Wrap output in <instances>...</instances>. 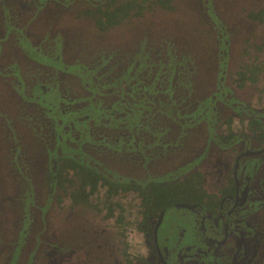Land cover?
Here are the masks:
<instances>
[{"label":"rangeland","instance_id":"374dc122","mask_svg":"<svg viewBox=\"0 0 264 264\" xmlns=\"http://www.w3.org/2000/svg\"><path fill=\"white\" fill-rule=\"evenodd\" d=\"M101 2L0 0V133L19 143L34 174L24 197L16 185L0 187V264H115L125 246L137 254L148 247L132 197L123 199L133 222L125 241L114 218L71 207L67 197L57 204L41 182L53 150L160 181L209 152L216 157L201 167L212 189L229 175L231 152L215 151L213 125L241 111L234 102H263L264 77L261 91L238 88L233 77L245 37L264 38V26L246 17L264 0H173L175 10L154 8L104 33L74 15ZM4 153L0 177L12 178ZM167 216L161 235L196 214L175 208Z\"/></svg>","mask_w":264,"mask_h":264},{"label":"flooded vegetation","instance_id":"af4514ba","mask_svg":"<svg viewBox=\"0 0 264 264\" xmlns=\"http://www.w3.org/2000/svg\"><path fill=\"white\" fill-rule=\"evenodd\" d=\"M83 9L85 8H81L78 11H82ZM68 11L70 9L65 10V12ZM76 13L74 14L75 16ZM76 18L78 19L77 16ZM253 24L260 25L255 22ZM14 76L16 77V75ZM262 100L263 102L258 104H251V109H247L246 106V103H249V101L234 102L232 104L233 107L238 108L240 106L242 109L231 116H235L238 119L239 115L242 114L246 116L254 115L264 121V99ZM220 126L213 125L216 141L213 139L212 143L218 146L215 151L221 150L224 152L229 150L231 151L230 155L233 154V156H230L227 152V155L224 154L225 161L230 165L229 175H227L224 183H218L212 189L207 187V170L201 166L204 163L207 164L212 159L214 160L216 157L209 152L208 158L204 157V159L198 161L194 166L188 164L186 165L187 167L181 166L176 171L172 170V177L168 180L160 181L155 179L156 181L167 183L181 180L189 174L200 171L203 178V188L213 195V197H209L204 202H175L165 206L159 213L147 219L145 225L146 231H142L139 228L142 226V216L139 214V218L137 211L134 224L136 225L138 236L141 238L140 242L142 239H146L148 247L146 251L140 254L131 253L126 246L120 250V253L116 251L115 255L113 251L115 264H264V189L261 191L264 188V183L260 184L263 181L260 178L264 175V141L256 139L255 135L250 133L247 135L238 134L231 141L221 140L218 138V135L223 129V125L222 127ZM10 138L14 141V138ZM6 139L0 133V150L5 151V153L11 152L13 149L17 150L16 147H13L9 151ZM242 143L244 148L239 149V144L242 145ZM18 151V156L20 157L22 151L19 149V143ZM57 152L59 151L56 150ZM134 161L139 162L137 159ZM133 164L134 167L139 166V164ZM216 164H222V162ZM249 168L254 171L251 172ZM228 170L229 168L227 172ZM2 174L4 173L2 172ZM119 174L126 175L123 173ZM33 178H30L29 182L25 183V185L34 187ZM12 179H16L13 176V172ZM137 179L142 183L154 180L146 177ZM16 183L13 184V188L14 185L17 187ZM4 184L9 188L5 178L0 177V187ZM260 185L262 188H259ZM19 192L17 197L25 196L20 195ZM23 194H26V192ZM191 194L197 196L195 192ZM199 197L204 196L199 195ZM175 208L191 209L195 211L196 217L192 219L190 224L183 222L180 226L178 225L179 221H175V226L172 228L171 225L170 227L172 228L170 233L161 235L160 231L166 223L168 212ZM127 225L132 226L133 222L125 219L124 227H122L123 230H119L118 232L120 236H123L122 239L124 241L128 234V230L125 227ZM189 226H191V231L188 233ZM193 234L195 235L191 240L185 241L186 235Z\"/></svg>","mask_w":264,"mask_h":264},{"label":"trees","instance_id":"16d2710c","mask_svg":"<svg viewBox=\"0 0 264 264\" xmlns=\"http://www.w3.org/2000/svg\"><path fill=\"white\" fill-rule=\"evenodd\" d=\"M154 8L172 11L176 6L173 0H105L94 7L78 11L76 16L82 19L90 18L99 31L107 32ZM246 14L247 20L264 25V6L251 9ZM242 52L243 63L237 69L233 81L239 88L255 86L261 91L260 85L264 77V38L262 42H257L253 37H245L242 42ZM252 105L251 102L246 103L247 109H251ZM235 119L239 120L237 127ZM223 125L225 126L218 135L221 140L231 141L238 134L250 133L254 134L256 139L264 141V121L254 115L242 114L238 119L235 116H229L223 120ZM6 142L9 151L13 147L17 150L13 149L5 153L8 169L4 167L3 169L5 173L12 170L13 176L16 177L12 179L7 176L5 181L10 190L13 184L18 182L16 183L17 190L25 193L30 188L25 183L34 177L29 170L32 171L33 166L27 163V159L21 160L18 156L16 140L13 141L7 137ZM55 155L56 157L47 161V168L41 182L49 194L55 197L57 204H62L64 197H67L71 207L88 206L100 214L103 213L104 219L115 218L118 226L123 225L124 227L128 212L127 203L123 201L124 197L133 198L128 205L132 204V200L140 203L138 217L142 216V226L139 227L142 231L147 230L145 228L147 219L159 213L165 206L175 202H204L209 197H213L203 188L200 171L189 174L178 181L165 183L149 180L142 183L137 178L119 174L97 163L94 165V160L87 162L74 155L63 154L61 151ZM194 192L197 196L191 194ZM199 195L204 197H199Z\"/></svg>","mask_w":264,"mask_h":264}]
</instances>
